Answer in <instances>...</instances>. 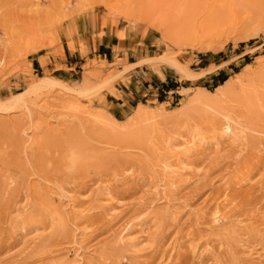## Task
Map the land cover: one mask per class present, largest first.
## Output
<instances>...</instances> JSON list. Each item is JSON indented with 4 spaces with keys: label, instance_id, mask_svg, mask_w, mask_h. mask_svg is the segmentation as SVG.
Wrapping results in <instances>:
<instances>
[{
    "label": "rangeland",
    "instance_id": "1",
    "mask_svg": "<svg viewBox=\"0 0 264 264\" xmlns=\"http://www.w3.org/2000/svg\"><path fill=\"white\" fill-rule=\"evenodd\" d=\"M6 3L0 264H264V0Z\"/></svg>",
    "mask_w": 264,
    "mask_h": 264
},
{
    "label": "crops",
    "instance_id": "2",
    "mask_svg": "<svg viewBox=\"0 0 264 264\" xmlns=\"http://www.w3.org/2000/svg\"><path fill=\"white\" fill-rule=\"evenodd\" d=\"M115 39L114 38H111L110 36H108V35H105V36H103L102 38H101V40H100V42H99V47H104L105 49H114L115 47H116V45L117 44H119V42L118 43H115V41H114ZM152 41H154V40H151V42ZM152 43H154V42H152ZM151 43V44H152ZM131 49V48H130ZM106 54V53H105ZM135 55V53L133 52V51H131V50H128V51H123L122 52V55H121V59H123L124 60V64H127V65H132V68H130V78L135 82V80H134V77H136V75H140V77H139V80H137V82H140V81H142V80H145V81H148V79H147V77L146 76H144V75H142L141 74V70H143L144 71V68H143V65H141L139 62L141 61V58H144V56H142L141 58L140 57H138L137 59H135V60H131V57H133ZM73 55L71 54V57H72ZM38 61V63L40 64V62H39V60H37ZM41 65V64H40ZM49 65L50 64H48L47 65V68L49 69ZM145 65V64H144ZM140 67H141V69H140ZM133 70H134V72H133ZM163 72V75L164 76H161V75H154L157 79H160V81H165L167 78H168V76H167V74L164 72V71H162ZM137 73V74H136ZM145 74H146V72H144ZM172 80V79H171ZM149 86H151V84L149 85ZM140 87V86H139ZM171 90V89H170ZM164 91H166V90H164ZM167 92V91H166Z\"/></svg>",
    "mask_w": 264,
    "mask_h": 264
},
{
    "label": "trees",
    "instance_id": "3",
    "mask_svg": "<svg viewBox=\"0 0 264 264\" xmlns=\"http://www.w3.org/2000/svg\"><path fill=\"white\" fill-rule=\"evenodd\" d=\"M212 78L214 79V81L216 82L217 85H221L227 80L228 75L224 71H221L218 74H214L212 76ZM177 86H178V84L163 83L164 90H166V91H169L173 87L176 88Z\"/></svg>",
    "mask_w": 264,
    "mask_h": 264
},
{
    "label": "bare ground",
    "instance_id": "4",
    "mask_svg": "<svg viewBox=\"0 0 264 264\" xmlns=\"http://www.w3.org/2000/svg\"><path fill=\"white\" fill-rule=\"evenodd\" d=\"M8 0H0V10H2L3 8H5L4 6L7 4L6 2H7ZM32 2V1H31ZM20 3H21V1H20ZM8 4H9V2H8ZM8 7V6H7ZM3 11L4 10H2V13L1 14H5V13H3ZM1 12V11H0ZM7 12V11H6ZM3 17H5V15L3 16ZM0 18H2L1 16H0ZM3 19V18H2ZM1 20V19H0ZM2 21V20H1ZM7 32V31H6ZM175 63V62H174ZM176 65H178L177 63H175ZM179 66V65H178ZM181 66H179V68H180ZM6 68V67H5ZM4 69V68H3ZM40 80H41V83H38V84H36V86L37 85H41V84H50V83H53L52 81V79L51 78H49V77H40ZM55 82V81H54ZM36 86H34V87H36ZM1 104V103H0ZM3 105V104H2ZM6 107V106H5ZM1 108V107H0ZM3 108H4V106H3ZM2 108V109H3ZM262 111V110H261ZM171 167V166H170Z\"/></svg>",
    "mask_w": 264,
    "mask_h": 264
}]
</instances>
